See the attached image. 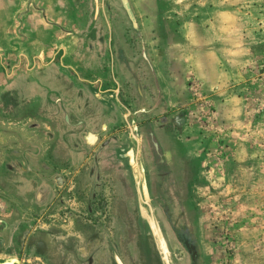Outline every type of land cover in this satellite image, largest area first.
Returning a JSON list of instances; mask_svg holds the SVG:
<instances>
[{"label": "rangeland", "instance_id": "rangeland-1", "mask_svg": "<svg viewBox=\"0 0 264 264\" xmlns=\"http://www.w3.org/2000/svg\"><path fill=\"white\" fill-rule=\"evenodd\" d=\"M79 6L75 18L85 26L79 35L94 49L115 63L118 49L138 70L145 53L162 60L169 52L179 75L171 92L175 121L157 132L167 177L158 180L153 171L151 178L174 264H264V0H82ZM155 36L158 46L149 44ZM8 54L0 55V84L18 70ZM42 111L50 118L46 135L20 132L0 114V264H74L70 258L114 264L115 256L123 264H161L138 215L133 174L145 158L136 152L137 166L129 169L134 143L116 151L127 168L125 190L114 175L104 196L107 182L96 186L90 155L78 173H65L63 187V104ZM135 124L119 127L115 144L125 143ZM28 148L35 153L31 163L22 157ZM65 241L76 245L74 252L63 250Z\"/></svg>", "mask_w": 264, "mask_h": 264}, {"label": "crops", "instance_id": "crops-1", "mask_svg": "<svg viewBox=\"0 0 264 264\" xmlns=\"http://www.w3.org/2000/svg\"><path fill=\"white\" fill-rule=\"evenodd\" d=\"M81 1L0 0V55L9 53L16 60L13 68L18 69L0 84V114L17 124L20 132L39 130L46 135L50 118L42 108H51L54 101L63 104V151L58 153L63 155V187L65 173H78L90 155L94 182L99 180L98 187L107 182L106 196L114 175L123 179L119 188H126V164L115 159L116 151L126 144H115L119 127L129 120H145L150 125L147 130L157 134L161 124L175 121L171 92L179 75L169 52L162 60L145 53L146 65L138 70L118 49L115 63L106 50L94 49L92 41L87 44L79 35L84 22L75 18ZM155 37L149 44L158 46L159 36ZM39 123L42 127L37 128ZM27 150L22 157L31 163L32 152ZM48 151L43 150L46 164H50L45 159ZM119 197L125 204L127 199Z\"/></svg>", "mask_w": 264, "mask_h": 264}, {"label": "flooded vegetation", "instance_id": "flooded-vegetation-1", "mask_svg": "<svg viewBox=\"0 0 264 264\" xmlns=\"http://www.w3.org/2000/svg\"><path fill=\"white\" fill-rule=\"evenodd\" d=\"M150 125L148 124L147 121L143 120V121H138L136 122V124L133 126V129H130L128 133L124 134L126 137V143L131 144L134 143V156L137 153H140L139 155L143 156L145 158V162L143 165V162H140L139 168H137V173L133 174V179H134V184L136 186V191H140V201L138 203V215H139V219L142 222V224L144 226H142L143 229H145L148 234H150L151 238L153 239V242L155 244V248L157 251V255L159 257V260L161 262V264H166V262L163 259V254L161 252V249L156 241V239L152 236L151 231L149 229L147 220L143 217L142 213L140 212V208L144 209L145 213L147 215H151L153 216V218L155 219L157 226L163 236V239L165 241L166 244V248L168 251V264H174L173 262V258H172V254L170 252L167 240L165 238V235L163 233V230L161 228V225L157 219L156 216V212L154 209V202L155 200L153 199L152 196V188H151V178L153 177L152 172L154 171L157 172V178L159 179H164V177H167V174L165 172L164 169V165H165V151L164 148L161 145V140L158 136V133L156 134L154 131H150L147 130V127H149ZM140 130H142V133L140 132ZM135 135L137 140L132 142V135ZM128 153V152H127ZM148 156H151V161H152V165H154V168L151 167L150 163L147 161ZM136 160V157H135ZM128 164H129V169L132 170L133 167L130 164V159L128 158ZM142 166L143 168V172H141L140 167ZM132 176H130L131 179ZM143 184H146L147 186V190H148V202H146L145 198L143 197L142 194V186ZM163 200V199H162ZM76 245L74 244H69L68 242H63V250L64 251H71L74 252L73 249H76ZM72 249V250H70ZM73 254V253H72ZM68 258H66L67 260ZM69 261L75 262L74 264H76V260L73 261L72 258L68 259L67 263ZM97 260H91V264H98V262H96ZM78 264V261H77ZM114 264H123L122 261L115 256L114 257Z\"/></svg>", "mask_w": 264, "mask_h": 264}, {"label": "water", "instance_id": "water-1", "mask_svg": "<svg viewBox=\"0 0 264 264\" xmlns=\"http://www.w3.org/2000/svg\"><path fill=\"white\" fill-rule=\"evenodd\" d=\"M126 156L130 159V164L132 166H137L133 150L130 149L128 151V153L126 154ZM140 170H141V172H143L142 166L140 167ZM142 194H143V197L145 198L146 202H148L149 198H148V190H147L146 184H143V186H142ZM140 212L142 213L143 217L147 220L151 234L156 239V241H157V243L161 249L164 261L166 262V264H168V259H167L168 251L166 248V244H165L163 236H162V234H161V232L157 226L155 219L153 218L152 214L147 215L145 213L144 209H142V208H140Z\"/></svg>", "mask_w": 264, "mask_h": 264}]
</instances>
